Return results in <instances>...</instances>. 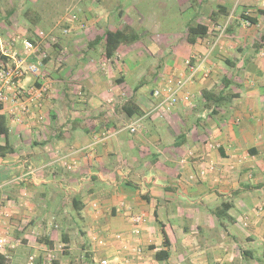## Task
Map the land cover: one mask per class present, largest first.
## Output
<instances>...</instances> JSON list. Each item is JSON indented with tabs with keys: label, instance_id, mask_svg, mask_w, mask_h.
Listing matches in <instances>:
<instances>
[{
	"label": "crops",
	"instance_id": "1",
	"mask_svg": "<svg viewBox=\"0 0 264 264\" xmlns=\"http://www.w3.org/2000/svg\"><path fill=\"white\" fill-rule=\"evenodd\" d=\"M137 1L80 0L73 14H44L67 37L49 95L30 101L33 116L19 124L4 112L0 252L11 264H89L102 238V258L127 264H264V0H195L190 24L208 32L194 42L188 24L160 32L156 5L131 18ZM34 17L5 27L25 35ZM125 27L138 39L108 57L102 37ZM192 72L173 109L156 108L154 90ZM149 73L157 86L144 91ZM134 214L145 218L138 235ZM161 250L168 258L156 257Z\"/></svg>",
	"mask_w": 264,
	"mask_h": 264
},
{
	"label": "rangeland",
	"instance_id": "2",
	"mask_svg": "<svg viewBox=\"0 0 264 264\" xmlns=\"http://www.w3.org/2000/svg\"><path fill=\"white\" fill-rule=\"evenodd\" d=\"M36 1V2H32ZM80 0H0V36L2 40L8 41L10 36H17L19 38V41L15 45V50L17 51V56L25 57L28 60L31 61H41V71H44L47 73V75L50 78L56 77V70L55 65L59 63L58 58L60 54H63L61 52V48L59 49V45L61 46V43L65 41L67 35L65 31V24H60L58 28H54L50 30L54 25L57 23H54L53 25H50L51 22H49V18L45 16H51L52 18H56L60 15H69L73 14V12H76L77 9L75 7H72V4L76 3ZM85 3L90 2V0H83ZM134 1L136 0H116V3L120 5L121 8H128L132 4H135ZM106 2H110V4H115V0H106ZM187 3L183 4L181 2H174L170 3L166 0H138L135 6L134 11H131L126 9L127 13L132 17H134L135 20H138V18H142V16H147V8L149 6L156 5L158 9L155 11L154 21L156 22V25L159 26L158 30L162 33L167 32L168 30L171 31H182V29L185 27L186 24L190 25V20L195 16L196 11H199V5L195 0H188ZM193 4V7L186 8L181 11V7L183 5H187L189 3ZM71 3V4H69ZM211 6L216 7V0H210L208 2ZM228 7H231L232 3L228 0L227 3H225ZM24 6V10L18 11L20 7ZM170 6V8H169ZM12 9L15 11V15H17L16 19L9 18L7 15L9 14L8 11ZM30 10V11H29ZM29 11V12H28ZM137 12V14H135ZM45 14V15H44ZM34 15L40 16L42 19L38 18L37 24H31L29 26L30 30L32 32H28L25 35H20L18 32H13L10 34L8 32V28L5 27V24L14 22H19V25H22V22H24L26 19H33ZM7 20H4L5 18ZM27 17V18H26ZM29 19V20H30ZM117 19H120L117 17ZM150 18H145V21H148ZM76 20V19H74ZM31 21V20H30ZM4 22V23H2ZM34 22V21H32ZM53 23V22H52ZM144 23V22H143ZM17 25V24H16ZM137 29L142 30L145 28L146 24H137ZM38 30V33L36 32V29L40 28ZM135 27V26H134ZM21 29V28H20ZM22 30V29H21ZM41 32H43L41 34ZM33 40H31V38ZM27 38L34 42V46L36 48V53H33L31 56L28 54V52L25 50L24 45L22 43V39ZM2 42L0 41V44ZM58 45V47H57ZM58 50V51H57ZM153 53V52H152ZM156 54V52H154ZM150 72V70H149ZM150 74V75H149ZM145 78V82L143 84V90L146 89H153L157 86L156 78H154V74L149 73ZM126 136L133 137L137 135H142L138 133H134L131 130L125 131ZM103 244H100L101 247L95 248L93 251L87 252V253H93L88 257L89 264H100V261L104 255L103 252ZM87 248H89V245H87ZM59 253H76L75 251L68 250L66 251L65 247H59L58 248ZM95 253V254H94ZM94 255L95 257L99 258V261H94ZM22 259L28 258L27 254H24L21 256ZM72 260V264H78L76 261V256L70 257ZM69 260V257H65V260ZM87 260H83V264ZM212 263V261H211Z\"/></svg>",
	"mask_w": 264,
	"mask_h": 264
},
{
	"label": "built area",
	"instance_id": "3",
	"mask_svg": "<svg viewBox=\"0 0 264 264\" xmlns=\"http://www.w3.org/2000/svg\"><path fill=\"white\" fill-rule=\"evenodd\" d=\"M43 32H41L42 34ZM19 41L17 36H10L8 41L1 40L0 50L8 57L7 61L0 58V115L8 113L10 119L14 123H25L33 116L30 107V101L38 103L46 98L52 88V82L46 72L41 71V61H31L25 57L17 56L15 45ZM25 50L30 54L36 53L34 42L29 39H22ZM194 76L192 72L189 77H183L177 81H169L165 85L154 90V94L161 98L156 108L170 112L179 102V94ZM28 82H27V81ZM10 103L8 110L5 111L6 105ZM136 123V122H135ZM138 123V121H137ZM136 127L131 125V130L135 131ZM65 164L71 167L68 162ZM134 223L133 233L138 235L141 233V226L145 221L142 214H134L132 216ZM116 239H122L121 234L115 236ZM100 244H105V239L99 240ZM6 245V238L0 237V248ZM137 253H142L140 247H135ZM131 261L130 257L121 258L104 257L101 264H127Z\"/></svg>",
	"mask_w": 264,
	"mask_h": 264
},
{
	"label": "trees",
	"instance_id": "4",
	"mask_svg": "<svg viewBox=\"0 0 264 264\" xmlns=\"http://www.w3.org/2000/svg\"><path fill=\"white\" fill-rule=\"evenodd\" d=\"M218 8H221L218 6ZM29 12V11H28ZM35 21V20H33ZM208 32V26L202 23H198L195 25L190 24L187 29V39L189 42H194L196 38L203 37ZM31 40H33L32 37H30ZM106 41V55L108 57L114 56L116 53L118 47L121 44H129L138 39L137 34L133 33V31L125 27L122 30L112 31L107 30L104 37H102ZM0 58L4 61L8 60V57L4 55L0 50ZM127 108V107H126ZM139 114L141 113L138 109L136 111L130 112L131 115L133 114ZM8 115L5 113H1L0 115V134H4L5 136L9 135V121H8ZM11 148L8 145V141L5 143V145H0V154L5 155L7 152H10ZM165 239L167 238L166 233L163 231ZM167 240V239H166ZM51 244V243H50ZM163 252V253H162ZM169 253H166L165 251L161 250L156 254V257L158 259L168 258ZM0 264H11V257H9L6 253L0 252Z\"/></svg>",
	"mask_w": 264,
	"mask_h": 264
}]
</instances>
